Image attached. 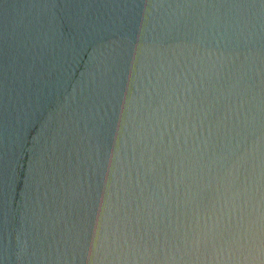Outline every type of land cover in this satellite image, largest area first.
<instances>
[{
    "label": "water",
    "instance_id": "obj_1",
    "mask_svg": "<svg viewBox=\"0 0 264 264\" xmlns=\"http://www.w3.org/2000/svg\"><path fill=\"white\" fill-rule=\"evenodd\" d=\"M0 264H264V0H0Z\"/></svg>",
    "mask_w": 264,
    "mask_h": 264
}]
</instances>
